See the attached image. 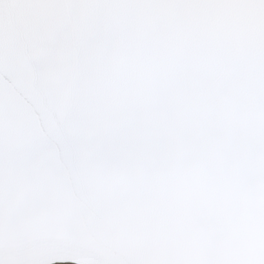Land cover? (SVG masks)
<instances>
[{
	"label": "water",
	"instance_id": "1",
	"mask_svg": "<svg viewBox=\"0 0 264 264\" xmlns=\"http://www.w3.org/2000/svg\"><path fill=\"white\" fill-rule=\"evenodd\" d=\"M262 131L264 0H0L14 225L22 185L161 220L212 194L229 219L225 245L253 247L264 184L247 176L245 196L227 173ZM39 241L46 254L90 257L62 229Z\"/></svg>",
	"mask_w": 264,
	"mask_h": 264
},
{
	"label": "snow or ice",
	"instance_id": "2",
	"mask_svg": "<svg viewBox=\"0 0 264 264\" xmlns=\"http://www.w3.org/2000/svg\"><path fill=\"white\" fill-rule=\"evenodd\" d=\"M249 175L264 184V131L241 145L227 179L247 196L255 191L244 182ZM15 213L14 225L13 197L0 160V264H48L39 241L45 228L87 241L90 257L85 264H264V234L253 247L225 245L229 219L222 201L212 194L161 220L157 214L136 215L109 201L61 204L43 190L22 185Z\"/></svg>",
	"mask_w": 264,
	"mask_h": 264
},
{
	"label": "rangeland",
	"instance_id": "3",
	"mask_svg": "<svg viewBox=\"0 0 264 264\" xmlns=\"http://www.w3.org/2000/svg\"><path fill=\"white\" fill-rule=\"evenodd\" d=\"M48 258V264H52L53 261L60 260V261H70L71 264H85L86 259L77 256L75 254L66 253V252H58V253H51L46 254ZM75 261H74V260Z\"/></svg>",
	"mask_w": 264,
	"mask_h": 264
},
{
	"label": "bare ground",
	"instance_id": "4",
	"mask_svg": "<svg viewBox=\"0 0 264 264\" xmlns=\"http://www.w3.org/2000/svg\"><path fill=\"white\" fill-rule=\"evenodd\" d=\"M74 260V259H73ZM75 261V260H74ZM74 264V263H73Z\"/></svg>",
	"mask_w": 264,
	"mask_h": 264
}]
</instances>
